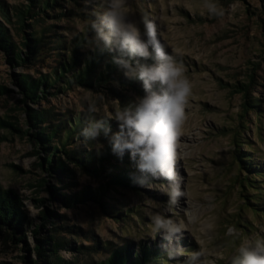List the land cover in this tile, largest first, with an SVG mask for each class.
Segmentation results:
<instances>
[{"label": "rangeland", "instance_id": "obj_1", "mask_svg": "<svg viewBox=\"0 0 264 264\" xmlns=\"http://www.w3.org/2000/svg\"><path fill=\"white\" fill-rule=\"evenodd\" d=\"M1 1L9 5L27 3L26 0ZM212 5L222 14H211ZM105 7V0H59L55 12L72 10L73 13L60 18L42 14L36 28L53 24L46 33L47 39L53 33L68 42L73 33L85 31ZM127 8L140 27L142 38L145 37L141 17L147 16L158 25V39L176 57L191 83L176 147L175 168L182 191L179 203L169 209L168 196L159 190L166 182L157 181L146 182L143 187L137 185L135 189L110 187L104 196L107 208L113 215H122V219L106 215L90 202L68 208L50 195L48 184L60 188L59 192L69 193L85 187L94 189L104 184L107 177H95L70 165L74 175L68 181L72 184L63 190V183L39 166L41 159L33 153L36 148L33 141L1 129L0 134H6L9 140L0 143V184L16 191L20 207L32 224L23 227L21 233L25 239L21 241H5L0 234V264H45L34 249L36 238L50 235L54 224L76 227L77 232L57 228L56 234L71 239L76 246L99 245L96 251L87 249L82 253L60 250L63 258L77 259L74 264L105 259L116 247L127 246L133 254L142 244L160 250L162 262L158 264H180L184 256L197 249H206L212 264H230L231 255L244 238L264 237V0H127ZM13 19L11 12L8 21L0 15V23L20 45L21 36L16 33L17 23ZM89 35L92 40L94 33L91 31ZM79 49L91 51L93 47L89 44ZM22 52L27 51L22 48ZM52 53L45 46L34 59L10 65L0 49V84L10 90L0 96V117L10 116L22 129L29 128L27 116L19 108L24 105L18 102L22 95L15 79L20 74L34 77L50 72L56 61ZM115 72L123 75L119 68ZM250 76L252 80L248 83ZM239 82L249 85L245 96L244 90L234 85ZM110 87L119 94L112 93ZM144 94L139 81L131 85L111 78L95 88L76 85L57 95L48 94L39 103L27 102L26 107L47 109L69 118L83 115L85 125L92 117L110 118L120 107L133 104L137 96ZM248 98L258 100L260 115L244 112ZM92 107L95 112L89 111ZM109 122L112 131H116V122ZM74 139L78 149L100 147L97 142H83L79 136ZM105 141L102 136L98 138L102 145ZM237 149L244 151L251 159L250 166L257 165L262 173L255 175L253 170L243 168L235 157ZM117 165L121 168L129 165L131 173L139 175L127 155L122 160L112 159L109 169ZM42 178L46 182L41 185ZM255 198L260 200L261 207L254 203ZM46 209L61 216L40 220ZM165 212L184 224L180 240L184 256L177 261L169 260L159 236L153 239L149 235L151 215ZM40 223L45 228L35 236L31 230ZM233 228L236 234H231Z\"/></svg>", "mask_w": 264, "mask_h": 264}, {"label": "trees", "instance_id": "obj_2", "mask_svg": "<svg viewBox=\"0 0 264 264\" xmlns=\"http://www.w3.org/2000/svg\"><path fill=\"white\" fill-rule=\"evenodd\" d=\"M27 3L21 5H9L0 0V15L2 19L8 21L9 12L13 15V20L17 23V34H20V45L14 41L10 35L9 29L0 23V49L4 52L10 65H19L34 59L43 47L53 50L56 61L50 72L37 76H29L20 74L16 76L15 83L19 87V93L22 95L18 100L23 103L19 108L26 114V122L29 128L22 129L10 116L0 117V130L2 129L8 134L19 133L26 136L30 141H33L36 148L33 153L40 156L39 166L49 175L55 176L60 183H63L66 190L71 187V181L68 179L74 175L75 168L92 174V176H106L107 181L100 186L91 189L85 187L83 189H75L69 193L59 192L57 186L49 185L48 190L52 197L59 198L63 205L68 208H73L78 205L91 203L100 207L106 215L116 216L122 219V215L108 209L105 197L110 187H130L137 188V185L132 182L130 167L121 168L113 166L109 169L110 161L117 157L111 154L107 146L94 149H78L74 137L79 136L80 131L84 126V116L76 115L73 118L65 117L61 113L49 112L47 109H31L26 107L27 102L39 103L42 98H46L48 94L57 95L65 90H71L74 86L80 87H97L109 82L111 78H115L119 82L133 85L135 81H129L121 74H116L117 66L112 63L111 53L97 50L81 51L79 48L89 45L91 41L90 26L85 27V31L73 33L69 41L60 39L59 35L51 34L49 40L46 33L51 31L53 24L43 26L41 29L36 28L38 19L41 15L53 16L60 18L70 16L72 10L55 12L56 5L59 0H26ZM78 3V2H77ZM52 11L53 13H49ZM28 21V22H26ZM28 30H30L28 32ZM22 48L26 49V53L22 52ZM151 63L150 60L146 61ZM252 76L249 77L248 83L251 82ZM248 83L239 82L234 84L241 91L244 90V96L247 93ZM249 88V87H248ZM112 93H119L113 87H110ZM237 90V92H240ZM10 92L7 86L0 84V96ZM258 100L256 98H248L245 101L244 112L253 111L260 115L257 111ZM260 118V117H258ZM245 128V127H243ZM241 135V134H239ZM9 140L4 133L0 134V143ZM241 147L240 144H235ZM99 152V154H98ZM235 157L242 164L241 166L251 172H256L255 175L262 172L258 166H250L251 159L244 151L237 149ZM43 153V155H41ZM117 169V170H116ZM46 181L42 178L41 185ZM253 186V185H251ZM255 187V186H253ZM105 196V197H104ZM251 200V199H248ZM43 201V199H37ZM254 203L261 207V202L258 198L253 199ZM20 196L15 190L6 188L0 184V234H3L5 241H21L25 239V234L21 233L23 227H30L32 221L26 218L25 213L21 209ZM264 208V207H263ZM259 209V208H258ZM39 216L40 220H49L51 216H61L55 212H50L47 209L42 211ZM45 228L44 223L35 225L32 228L33 235L38 236ZM57 228H62L66 232H77L73 226H57L50 231L51 234H46L43 238H36L37 245L35 250L39 257L44 260L45 264H74L77 259L69 260L61 256L60 250L70 249L75 252L82 253V250L90 249L96 251L99 245L76 244L71 240L62 239L57 236ZM162 262L161 252L159 249L142 244L139 249L132 254L127 246L116 247L110 250L109 255L104 259L96 261L84 260L81 264H158Z\"/></svg>", "mask_w": 264, "mask_h": 264}, {"label": "clouds", "instance_id": "obj_3", "mask_svg": "<svg viewBox=\"0 0 264 264\" xmlns=\"http://www.w3.org/2000/svg\"><path fill=\"white\" fill-rule=\"evenodd\" d=\"M105 5L91 22L94 36L90 44L94 51L113 54L112 63L127 80L141 82L145 94L137 96L133 104L120 107L110 118H90L79 135L83 142H97L101 149L104 145L98 138L102 136L111 154L121 160L127 155L139 173L132 176L134 184L143 187L146 182L165 181L159 190L168 196V208H175L182 196L175 168L177 139L191 83L182 65L158 39V25L152 19L141 17L145 37L142 38L137 21L129 14L127 0H105ZM209 12L222 14L215 5ZM150 58L155 62L147 63ZM110 120L116 122V131H112ZM184 230L183 222L166 212L151 215L149 235L153 239L160 237L161 248L170 261L184 256L180 244ZM230 232L236 234L234 228ZM180 264H212V261L206 249H197L184 256ZM230 264H264V237L244 238L231 255Z\"/></svg>", "mask_w": 264, "mask_h": 264}]
</instances>
